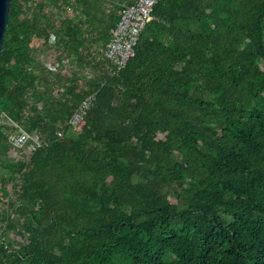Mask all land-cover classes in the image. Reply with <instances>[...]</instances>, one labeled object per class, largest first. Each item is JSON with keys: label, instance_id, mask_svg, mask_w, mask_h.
I'll use <instances>...</instances> for the list:
<instances>
[{"label": "trees", "instance_id": "16d2710c", "mask_svg": "<svg viewBox=\"0 0 264 264\" xmlns=\"http://www.w3.org/2000/svg\"><path fill=\"white\" fill-rule=\"evenodd\" d=\"M125 1H11L0 264H264V0H159L111 74ZM58 5L77 14L56 18ZM15 124L43 140L16 159ZM15 224L25 241L7 239Z\"/></svg>", "mask_w": 264, "mask_h": 264}, {"label": "built area", "instance_id": "2783aa9c", "mask_svg": "<svg viewBox=\"0 0 264 264\" xmlns=\"http://www.w3.org/2000/svg\"><path fill=\"white\" fill-rule=\"evenodd\" d=\"M159 0H126L122 5V12L119 20L111 30L105 48L104 56L113 65L111 74H116L121 70L132 56L135 54V45L140 37L144 26L152 19L153 8ZM53 40V37H52ZM44 65L51 71H58L61 65L69 66L67 59L44 60ZM86 78L92 76L89 70L84 71ZM95 93L91 92L85 96L77 105L69 118V124L74 130L78 129L87 109L92 104ZM16 126L14 130L4 132L6 142L11 147L13 158L21 157V149L26 147L36 150L43 145V140L39 133L30 134L24 127Z\"/></svg>", "mask_w": 264, "mask_h": 264}, {"label": "rangeland", "instance_id": "374dc122", "mask_svg": "<svg viewBox=\"0 0 264 264\" xmlns=\"http://www.w3.org/2000/svg\"><path fill=\"white\" fill-rule=\"evenodd\" d=\"M60 7L61 6L58 5L56 7V9H54V8L51 9V10H53L55 12L54 13V17L56 15H58V16H61V15L62 16H66V15H68V16L74 17L75 14H77L76 9L74 7H72V6H63L61 8ZM58 16H56V18ZM46 53H47L46 50H44L42 52V55H46ZM162 137H163V133L157 132V138H162ZM16 219H18V218L16 217ZM16 219H15V222H16ZM2 225L7 227L8 224H2ZM6 232H7L6 234L8 235L7 239L10 242L16 243L17 241H25L27 239L26 238L27 237V233H25V236H24V232L21 231V228L17 224H15L11 228H6Z\"/></svg>", "mask_w": 264, "mask_h": 264}, {"label": "water", "instance_id": "95a60500", "mask_svg": "<svg viewBox=\"0 0 264 264\" xmlns=\"http://www.w3.org/2000/svg\"><path fill=\"white\" fill-rule=\"evenodd\" d=\"M12 0H0V54L3 47V38L8 23L10 4Z\"/></svg>", "mask_w": 264, "mask_h": 264}]
</instances>
